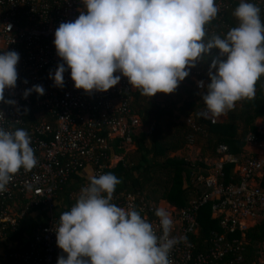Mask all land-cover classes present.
Here are the masks:
<instances>
[{
  "label": "clouds",
  "instance_id": "1",
  "mask_svg": "<svg viewBox=\"0 0 264 264\" xmlns=\"http://www.w3.org/2000/svg\"><path fill=\"white\" fill-rule=\"evenodd\" d=\"M81 2L85 10L78 18L55 31L54 45L63 61L54 76L50 73L56 87L64 86V73L70 69L74 87L86 93L107 92L122 75L143 96L171 94L189 75L188 69L217 49L226 59L212 60L210 83L202 96L205 110L198 115L219 118L237 102L254 98L256 82L264 75V23L254 3L241 0L232 13L239 25L205 42V26L220 11L216 0ZM19 59L16 51L0 54V101L5 100L6 88L16 87ZM117 72L121 75H114ZM33 91L42 96L45 90L34 85L25 90L24 98ZM30 145L27 131L0 128V192L21 168L31 171L36 166ZM120 183L112 173L91 177L71 210L61 214L56 242L66 258L60 256L57 264H172L169 254L179 241L170 238V214L164 208L156 210L162 229L157 236L135 208L112 203Z\"/></svg>",
  "mask_w": 264,
  "mask_h": 264
},
{
  "label": "built area",
  "instance_id": "2",
  "mask_svg": "<svg viewBox=\"0 0 264 264\" xmlns=\"http://www.w3.org/2000/svg\"><path fill=\"white\" fill-rule=\"evenodd\" d=\"M84 10L81 0H0V54L16 51L20 56L16 87L6 88L5 100L0 101V128L15 131L23 114L32 106L40 110L36 124L28 130L37 164L31 171L21 168L6 190L0 192V238L5 231L14 229L19 219L26 217L25 209L14 211L17 196L26 199L30 208L41 206L45 214L44 223L35 228L26 251L3 253L0 250L1 264L7 261L8 264H57L60 256L66 258L56 242L55 231L64 212L61 209L70 211L81 190L89 184H78L69 192V204L53 202L56 189L84 164L94 166L89 179L102 175L119 160L115 155H104L111 141L129 144L132 130L139 125L138 118L127 106L135 89L119 72L114 73L121 75L119 83L107 92L86 93L76 89L66 64L62 88L56 87L50 78V73L54 76L57 65L63 63L54 45L55 31L61 23L74 22ZM34 85L42 86L44 95L33 91L24 98L25 90ZM194 85L201 88L200 81ZM258 133V136H248L245 142V146L253 148V153L244 150L239 158L230 154L226 146L218 145L215 153L219 159L208 161L206 176L196 178L204 188L203 193L179 210L165 206L173 221L170 238L179 241L169 254L172 264H212L222 261L226 255L231 256L228 264H244L240 254L243 232L264 221V192L256 184L264 169V134ZM226 165L231 166L234 178L223 184ZM119 198L121 203L117 206L135 208L152 224L157 236L162 235L155 215L157 205L149 206L142 197L130 193H123ZM116 199L113 196L112 203ZM205 205L209 206L211 218L217 219L218 231H212L208 246L196 252L189 237L198 227L197 213ZM255 264H264V238L259 242Z\"/></svg>",
  "mask_w": 264,
  "mask_h": 264
},
{
  "label": "trees",
  "instance_id": "3",
  "mask_svg": "<svg viewBox=\"0 0 264 264\" xmlns=\"http://www.w3.org/2000/svg\"><path fill=\"white\" fill-rule=\"evenodd\" d=\"M240 2L216 0L220 11L205 26V42L213 35L223 37L227 31L239 25L232 13ZM247 2L260 8L261 21L264 23V0ZM214 58L226 59L219 57L217 49L203 55L195 67L188 69L189 75L171 94L157 93L150 98L141 95L137 89L130 94L127 106L138 118L139 125L132 130L129 144L112 140L110 149L104 152L106 156L115 155L119 158L118 162L103 171V174L112 173L121 180L113 193L117 197L114 204L121 203V194L130 193L142 197L149 206L164 202L179 210L203 193L204 188L196 182V178L206 176L208 161L219 159L215 153L218 145L226 146L230 154L239 158L245 153L243 148L247 137L258 136L256 122L264 121V75L256 82L254 98L237 102L236 107L222 119L215 118L211 122L210 118L198 115L205 110L202 96L207 93V85L210 83L208 73ZM195 81H203L204 87L197 89ZM39 111L32 106L23 114L21 124L14 129L28 132L36 124ZM47 119L49 122L50 119ZM186 119L189 123L185 122ZM189 146L197 151L194 161L178 155ZM92 169V164H84L81 169L71 172L69 180L56 189L53 202L58 205L70 203L69 192L74 191L78 184H89V172ZM229 178L234 176L231 175V166L226 165L221 182L225 184ZM256 184L264 192V169L256 178ZM15 202L14 211L18 213L25 209L27 214L17 221L13 230L5 231L0 238V250L3 253L26 251L35 228L45 221L41 206L28 207L27 200L22 196H17ZM197 223L198 227L189 240L196 252H202L208 246L210 233L218 231L217 219L211 218L208 205L199 209ZM233 237L237 238L235 234ZM263 238L264 221L256 222L243 232L240 254L244 264H255L258 245ZM230 259L231 256L226 255L222 261L212 264H228ZM4 264H8V261Z\"/></svg>",
  "mask_w": 264,
  "mask_h": 264
},
{
  "label": "rangeland",
  "instance_id": "4",
  "mask_svg": "<svg viewBox=\"0 0 264 264\" xmlns=\"http://www.w3.org/2000/svg\"><path fill=\"white\" fill-rule=\"evenodd\" d=\"M224 116H221V117H219L220 119H222ZM210 119H212V120H214L213 118H211V117H209ZM188 119H186L185 120V122L187 121ZM187 123V122H186ZM189 123V122H188ZM248 153V152H247ZM250 154V153H249ZM178 155H180V156H184V157H186L188 160H191V161H194V160H196V158H197V151L194 149V148H191L190 146H189V148H187L185 151H183V152H180V153H178ZM160 203V202H159ZM158 203V204H159ZM162 203V202H161Z\"/></svg>",
  "mask_w": 264,
  "mask_h": 264
},
{
  "label": "crops",
  "instance_id": "5",
  "mask_svg": "<svg viewBox=\"0 0 264 264\" xmlns=\"http://www.w3.org/2000/svg\"><path fill=\"white\" fill-rule=\"evenodd\" d=\"M257 131L264 134V121H257L256 122ZM248 153H253V148H250L249 146H244L243 148ZM159 208H165L166 204L164 202H160L157 204Z\"/></svg>",
  "mask_w": 264,
  "mask_h": 264
}]
</instances>
